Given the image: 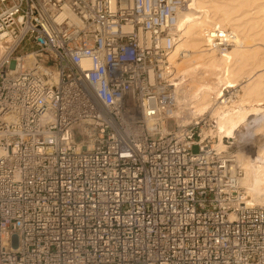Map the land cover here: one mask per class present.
I'll use <instances>...</instances> for the list:
<instances>
[{
    "label": "built area",
    "instance_id": "2783aa9c",
    "mask_svg": "<svg viewBox=\"0 0 264 264\" xmlns=\"http://www.w3.org/2000/svg\"><path fill=\"white\" fill-rule=\"evenodd\" d=\"M182 6L0 0V264H264L208 119L169 117Z\"/></svg>",
    "mask_w": 264,
    "mask_h": 264
},
{
    "label": "bare ground",
    "instance_id": "6f19581e",
    "mask_svg": "<svg viewBox=\"0 0 264 264\" xmlns=\"http://www.w3.org/2000/svg\"><path fill=\"white\" fill-rule=\"evenodd\" d=\"M185 1L186 6L184 3L176 12V36L166 56L171 67L169 81L176 90V108L169 117L178 127L188 123L180 120L186 112L182 101L189 120L208 114L215 125L203 130L201 137L214 138L211 147L218 152L228 148L224 139L229 141V148L239 144L240 131L249 125L253 134H247L258 138L250 155L238 151L218 157L222 172L229 165L231 181L242 190L241 203L264 206V0ZM255 28L258 30L248 34ZM217 31L221 37L215 43ZM230 43L232 48L228 49ZM82 64L88 66L86 60ZM242 68L246 69L244 81L239 83L241 79L236 77ZM225 85L239 86L236 100H230L232 92L225 96L224 89H234ZM159 125L162 133L168 132L165 123ZM233 164L239 171H234Z\"/></svg>",
    "mask_w": 264,
    "mask_h": 264
},
{
    "label": "rangeland",
    "instance_id": "374dc122",
    "mask_svg": "<svg viewBox=\"0 0 264 264\" xmlns=\"http://www.w3.org/2000/svg\"><path fill=\"white\" fill-rule=\"evenodd\" d=\"M185 1V0H184ZM183 1V4L185 3V5H184V7L186 6V4L188 3L187 1H185L184 2ZM221 1V0H220ZM222 1H225V0H222ZM259 1H261V0H259ZM259 1H257V2H259ZM250 8H251V6H250ZM259 27H261V26H259ZM258 27V28H259ZM258 28H255V30L254 29H251V30H249L248 31V34H253V32H255L256 30H258ZM250 32V33H249ZM228 49H230V48H232L231 47V43H230V47H227ZM26 50H29V46L26 44V43H23V45H22V51H26ZM246 69H244V68H242L241 69V71L238 73V76L236 77V78H238L239 77V79H241V80H238V82L239 83H241V82H243L244 81V78H243V72L245 71ZM242 72V73H241ZM240 75H242V77L240 76ZM212 79H213V77H211ZM210 81H212L211 79H210ZM225 86H230V85H225ZM230 87H232V88H234V89H228V93L227 94H225V96H228V94H230V92H232V93H234V94H232V95H234V96H232V99L230 98V100H233V99H237L238 97H237V93H239V91H240V89H239V86H230ZM229 100V99H228ZM218 102H220V101H218ZM180 104H181V106L184 108V109H186V112L184 113V115H183V117L182 118H180V120L182 121V122H188L189 121V114H188V110H187V106L185 105V101H182V102H180ZM204 117V116H203ZM205 117H206V119H209L210 118V116L208 115V114H206L205 115ZM186 118V119H185ZM257 118H259V117H257ZM179 120V121H180ZM186 120V121H185ZM210 120V119H209ZM207 121V122H209V124H210V122H211V125H209L208 124V126H206L205 127V130H204V132L205 131H207L208 129L207 128H214V125H215V123H213V120L211 119L210 121ZM181 121H180V123H181ZM170 124V123H169ZM170 126H172V125H170ZM248 126L249 125H247L245 128H243L242 129V131H240V133H241V135L237 138V142L239 143V144H235V145H232L230 148L228 147L227 149H226V151L228 152V153H233V154H235L236 152H238V151H240V153L242 152L243 154H245V155H250V150L252 151L253 150V146H255V142L258 140V138L256 137V136H253L254 138L252 139V136L251 135H249V134H247V133H250V134H253L252 132H249V129H248ZM248 129V130H247ZM243 133V134H242ZM224 139V138H223ZM212 140H214V138L213 139H211L209 142H211ZM224 141V140H223ZM225 142V141H224ZM254 143V144H253ZM211 144V143H210ZM196 149H197V147L196 146H193L192 147V151H196ZM240 189V188H239ZM252 206H254L253 204H252Z\"/></svg>",
    "mask_w": 264,
    "mask_h": 264
}]
</instances>
